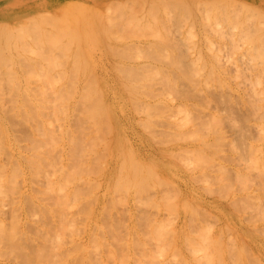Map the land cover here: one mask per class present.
Instances as JSON below:
<instances>
[{"label": "bare ground", "instance_id": "6f19581e", "mask_svg": "<svg viewBox=\"0 0 264 264\" xmlns=\"http://www.w3.org/2000/svg\"><path fill=\"white\" fill-rule=\"evenodd\" d=\"M46 1L45 3H47ZM59 1L60 0H58L57 2ZM112 1L108 2L109 5L112 3ZM119 1L121 0H118V4L120 5V8L124 9L125 7L123 5H127V4H125L123 0H122L123 4H122V1L121 2ZM144 1L146 2L147 0H142L140 3L142 2L144 3ZM153 1L154 0L150 2H153ZM179 1L180 0H177V3L174 2L175 8H173V14H172L174 16L173 18H175L174 14H176L177 12H180V10H177L178 5L181 4ZM186 1L188 2V0ZM186 1L185 3L187 4ZM54 2H55L54 0H51L50 2L47 3L48 6H44L43 9H39L38 11H33L30 14H27V15L25 14L19 17H13V19L7 20V21H0V30H1L0 35L2 34L1 37H3L4 34L6 33L5 32L6 29L2 30L1 28H3V26H6L7 28L8 26L9 28L7 30H12V34H13V31H17V33H20L21 35L20 42L22 44L20 45V47L25 48V46H23L24 42H22L23 41L22 37H25L24 39H27L26 36L28 37V33L31 31V29L37 30L36 27L38 28V26L41 25L42 19L43 21L47 20L45 17L47 18L50 17L49 18L50 22L52 20L54 21L57 20V22L59 21L61 23V20H59L60 17L61 18L62 16L65 17L66 14L68 13L65 10L76 11L77 9L82 7L81 10H79L80 13L83 12L84 9L87 10L88 12L89 10L92 11L89 8L90 6L86 7L88 5V2L82 5L81 3H77L76 1V4H73V5L70 4L69 7H67L66 5L65 8H63L62 13H57L56 9H58L60 3L57 5ZM156 2L163 3L162 1H159V0ZM211 2L213 3V1ZM223 2H225V0ZM231 2L233 4L236 3V2L234 3V1H231ZM159 3H158V7H159ZM149 4L150 5L155 4V1L152 4L151 3ZM163 4H164V7H163L164 10L166 9L168 10L170 8L168 10L169 12L167 15H169V13H172L170 12V10H171V7H173L174 5L171 7L169 5H172L173 2H171L170 4L169 1L167 3V0H166V2ZM188 4L184 5V7H182L183 6L182 4L181 6L179 5V9L184 10L185 6L188 7ZM228 4L229 3H227V5ZM236 4L235 6H233V8L235 10H240V11L242 10L241 12L239 11V13L235 12L236 14H242V12L248 6L250 8L249 7H248L249 9L247 8V11H246L247 14L248 12L252 11L251 6L247 2L246 3L244 2L243 5L240 7H238L240 3L238 6ZM109 5L107 7H109ZM165 5L167 6V8L165 7ZM194 5L195 6L197 5L196 7H198V2L197 4H194ZM211 5L209 6L210 11L213 9L212 7L213 5L212 6ZM143 6L145 8V3L142 5V7ZM229 8H231V6ZM96 9L98 10L99 7L97 8L96 6L95 11ZM174 9L177 10V12L174 11ZM190 9L191 7L189 4L188 9L187 8L185 9V11L187 10L189 12L188 13L186 11L187 12V17L185 16L186 19H188V16L190 17L192 15V13H190L192 10L190 11ZM220 9H222L221 6H220ZM100 10L101 9H99L98 12H100ZM150 10L152 9H149L146 12H149ZM126 11H125L126 13L125 15L122 10V15L124 14L125 16H127ZM210 11L208 12L209 14H211ZM64 12H66V14ZM106 12L110 14L109 11H106ZM230 12L231 11H229V13ZM71 13L73 12H70V15ZM102 13L104 14V11H102L101 14ZM218 13L222 14L221 12H218ZM233 13L234 12H232V15ZM217 14L215 15L217 16ZM124 15L123 17L125 19ZM128 15H130V13ZM133 15L134 14H132L131 17ZM147 15H150V12ZM172 15H170L169 17H172ZM176 15L177 16L182 15L181 17L176 16V19L182 18L180 20H184L185 19L184 15L186 14L177 13ZM25 16L26 17L29 16L28 19H30V17H33V18L35 17V19L31 18V21L32 19L33 21L28 22L29 25L30 23H33V22H34L33 25H35V23L37 24L40 23V25L38 26L35 25L36 27L30 25L32 26V28H29V26L26 23H21L24 20L19 22V19L24 18ZM156 16H159V15H156ZM51 17L53 19H51ZM131 17L127 16L128 22L129 23L130 21H133V23L135 22L133 26H136L137 28L140 25L141 18L139 19L135 14V17H137L139 20V21L137 20L139 23L137 25L136 21L130 19ZM75 18H77V16ZM64 19H66V17L62 19L63 25L62 23L61 25L63 27L64 25H66L64 24ZM156 19H159V18H156ZM166 19L169 20L168 18ZM193 19L189 27L192 29L195 27ZM215 19L216 18H214V20ZM219 19H221V17ZM67 20L66 21L68 24L72 23L70 22L69 18H67ZM75 20L78 21L79 19L77 18ZM222 20H224V18ZM47 21L45 23L47 24L50 23L49 21L48 22ZM117 21H115L114 25L118 26V24L121 21L120 22L118 21L119 23ZM148 21L150 22L149 19ZM175 21H178V20H175ZM212 21L209 20V22H211V26L213 24L214 25L218 24L217 23L218 21L216 23H214L216 20L213 23ZM227 21L225 23H227ZM159 22H162V21L159 20ZM45 23L43 24L45 25ZM153 23L155 22L152 21V24ZM164 23H165V20L164 22L161 23L162 26ZM186 23H187V20H186ZM192 23L194 26L191 27ZM23 24H26L25 28ZM57 24L54 23L55 26ZM76 24L78 25V22ZM130 24H132V22ZM152 24L150 26H153L151 30L153 33H155L153 34L155 35V38H159V41L166 39L167 42H168V39H170V41H172L173 43V40H171V36L172 35L174 36V33L176 32V30L174 28L175 32L169 33L171 32V30H173V28L172 29H169V28L170 26H175V24L173 25L171 23L172 25L170 26H169V22L164 24V26L167 25L169 27L168 29L170 31L167 29L168 32L166 31V33L169 35L172 34L170 35V37L169 36L164 37L162 33L161 35L155 32L157 30L159 31L158 29L159 25L157 29L155 28L156 29L155 30L154 25H157V24H154V25ZM203 24H205V26L208 25L206 23H203ZM223 24L224 22L222 21L221 26ZM229 24H231L230 26L235 25V23L232 25L231 22ZM44 25H41L40 26L41 28L40 27L38 28L39 30L41 29L40 32L38 31L40 35L42 34L41 31H44V29L42 30V27L44 28ZM58 25L56 27H58L59 29V27L61 26H58ZM122 25L123 23H121V26H118V28L119 27L122 28V29L119 28L121 31L124 29L123 28L124 25L123 27ZM218 25H215V26H218ZM17 26L18 28H16ZM27 26L29 29H27ZM55 26H53V28H55ZM110 26L108 25L109 28H115L116 30H118L117 26L115 27L113 26L110 27ZM184 26L186 27V24ZM205 26H204V29H205ZM140 27L141 26H139L138 29H140L141 31L142 29ZM225 27L223 26L222 28H225ZM228 27L229 25L226 28ZM73 28L76 29L75 26L74 27L70 26L69 28L70 30L68 29L69 31L67 33L69 36L68 38L70 42H72V46L76 44L77 42L81 44V42H79L81 41V39L85 40L84 38L80 37V35L82 36V34L80 33V30H78L79 32L77 33L75 32L77 31V29L72 30ZM166 28L167 27H165L164 29ZM230 28L234 29V26ZM107 29L105 31H107ZM115 29L113 31H111L112 29H108L107 36L109 37V34H111L112 32L113 34L118 31L120 32V30L115 31ZM125 29L126 30H123L122 32V34L124 33L122 36L126 38L127 40L128 35H125V33H127L126 31L128 30L130 31V29L127 30V27H125ZM20 30L22 31L28 30L27 33L24 32L26 36L23 35L24 33H21ZM45 31L43 32L44 34H46ZM52 31L53 30L50 29L48 33L50 34V36L53 34L52 35L53 37L51 38L48 34H46L47 35L46 40H49V44L47 43L48 45L42 44V42L44 43L45 38L42 37L44 41L41 42L40 40L41 36L39 35L38 32L35 33L36 31L35 32L31 31L35 33L34 34L35 38L37 37L39 38L40 36V39L38 38L35 39L34 36L29 35L30 38H32L33 40L35 39L34 40L35 42L36 40H38L40 42L39 43L37 41L38 44H41L44 46V47L40 46V48L38 49V48H35L37 44L34 43L36 45L35 47H33L36 49L33 51L34 54H36L37 56L41 55L42 53H39L38 51L41 48L43 49L41 50V52L45 51V53H47V51L44 49L45 46H46V49L49 48L50 52L52 51V48L58 47L57 45H54L56 44L54 41V35L56 34L55 37L56 36L60 37V34L62 33L59 34L58 33L59 30H57L58 31L57 33L55 31H53V33H50ZM102 31L103 29L97 30L96 33H101ZM109 31L110 33L108 34ZM232 31L235 32V29ZM232 31L229 33V35L233 34ZM136 32H131V34L132 33L136 34ZM144 33L142 32V34ZM211 33L217 34L213 32ZM9 34L7 35V37H5V40H7L8 38V40L6 41L8 43L10 41L9 39L11 38V36L8 37ZM44 34L42 35L44 36ZM127 34H129V32ZM135 34H132V36ZM139 34L138 35L136 34V35L140 37L141 34L140 35ZM235 34L232 36L231 38L232 40ZM136 35L133 37H137ZM156 35L158 36L156 37ZM196 35L198 36V34ZM89 36L91 35L89 34ZM129 36L131 37L130 34ZM184 36H186V34ZM215 37L213 36V38ZM225 37H227V35ZM61 38L63 37L61 36ZM90 38L91 37H89V39ZM185 38H188V37L186 36ZM227 38H230V37H227ZM109 39L111 38L109 37ZM209 39L210 38L207 37L206 35L205 40H208L209 42ZM220 39H222V36L220 37ZM238 40L237 42H239ZM24 41L29 42V40H24ZM224 41L227 42L226 40ZM241 41H244V40H240V43ZM6 42L4 43L2 42L4 48L1 49L0 54H3L5 52V49L7 47L4 46V44ZM91 42L93 44H95L96 42L98 43V41L96 42L91 41ZM190 42L191 40L189 41V45L191 44ZM219 42L220 41H218V43ZM225 42H220L218 46L221 43H225ZM237 42L235 41L234 43L240 44ZM109 43L108 45L109 47H111L110 49L113 50V54H114L115 51H117V50L114 51V49H117V48H112L116 46H113V45L110 46L111 43L110 44ZM132 43L130 44L132 45ZM140 43L141 45H143L142 42ZM148 43H150L151 47H153L152 44L155 45L156 40L153 41L152 43L151 41ZM157 43H158L157 45L160 44V42H157ZM172 43L168 44L169 47L170 48L174 47L172 50H176L175 46L177 45L179 46V44H176L174 46ZM10 44L11 43H9V46ZM26 44L28 43L26 42ZM26 44L24 43V45ZM29 44H31V42H29ZM50 44L51 45L53 44L54 46L53 45L51 46ZM93 44H91V48L94 47ZM98 44H100V42ZM98 44L95 46L98 47L99 46ZM161 44L160 46L163 48H161L160 46H156V47H160V50H162L161 51L162 53L163 51L166 52L165 51L167 50V48H165L166 46L164 47ZM210 44L212 48L214 43L212 44V41H211ZM124 45L125 46L123 47H126V44ZM144 45L147 46L148 44L146 45V43H144ZM150 45H148L149 48H151ZM224 45L225 44H223V47L221 50L218 48L217 52H220V51L222 52ZM226 45L224 48L225 51L228 48L226 47ZM260 45L254 44V47L255 46L260 47ZM143 46H141V48ZM183 46H182V52H184ZM207 46H208L207 49H209L210 45H206V47ZM133 47L131 46L130 48L132 49ZM137 47L135 48L137 49V52H138L139 46ZM148 47H145L144 50H147ZM219 47L221 48V46ZM252 47H253V44L251 45L250 48ZM9 48H7L6 50H8ZM102 48H101V51H102ZM126 48L129 49V47H126ZM190 48H192V45H190ZM56 49L57 48H55V50L53 49L54 52L57 51ZM95 49L98 50V48H95ZM257 49L258 48H256V50ZM59 50H61V48ZM125 50L124 52H126ZM140 50L142 51V49ZM201 50L202 49L200 50L198 49V52L202 53ZM24 51L25 50L23 49V52ZM93 51L96 52V50H93ZM154 51L155 53H152V54L155 55L154 56L155 59H157L156 56H158V59H159V57L162 56V53L160 54V52H156V50ZM154 51L151 50L150 52L149 51L148 52L142 51V52L144 54H147L148 56L147 58L150 59L149 54ZM225 51L223 52L225 53ZM54 52H51V53L53 54ZM64 52L65 50L63 51V53ZM76 52H78L77 49H76ZM142 52H140V57L142 56L144 58L145 55H143ZM167 52L171 53V51H168V50ZM178 52H181L180 48ZM178 52L175 53L176 56L179 55V58H183V57H180V54ZM217 52L216 54L219 55L220 53L218 54ZM259 52L261 54L260 49H259ZM11 53L9 52V54ZM45 53L42 54V58L45 61H47L46 63L49 64L50 62L52 69L53 67L55 68V66H57V65H52L56 63L55 60L52 61L53 59L56 58L57 60H59L60 58H63L65 56L68 57L70 55L69 53L67 55V52H65L63 56H60L58 59L57 57L59 56V54L57 52L58 56L57 54L55 55L54 53L56 57H52L51 58L52 60H50L49 52L47 53V55ZM79 53L82 54V52H79ZM157 53L160 54V56ZM115 54L120 56L118 52H116ZM175 54L173 56L171 55L172 57H174L173 61H175L174 60ZM216 54L214 53L213 56H215ZM5 55L6 54H4L2 58L4 59L2 60L3 62L5 60L7 61L10 58V56H14V55L7 54L6 56L8 57L6 58L8 59H6L4 58ZM168 55L169 54L167 53H163V56L166 57L168 62H173L171 59L172 57L169 55L171 59L170 60ZM221 55L216 56V57H220ZM44 56L46 57V59L44 58ZM75 56L73 57L75 60H73L72 64L75 65L74 62H76L77 60H80L81 61L80 63L82 64L81 70L84 76H81L75 79L74 81L72 79H68L69 83H60V82L58 83L61 74L58 73L60 75V76L58 75L59 76L58 78V76H56L55 74H54L55 76L54 75L52 76L53 73L51 74L50 72L49 75L51 74L50 76H52V79L58 78L57 79L58 81L56 82V79L55 81L54 79L52 80L51 85H54L55 84L54 82H56L55 86L53 87H50V86L47 87V84H43L44 85L43 89L41 88L42 85H40L41 84L40 83L39 90H42V91L38 90L39 92L35 90V88H38L37 86L38 84L37 85L34 84L33 85L34 87L32 86L35 92L34 91L32 92L29 86H26L28 83L29 84L33 83V82H29L30 81L29 79L33 78L34 80H36L38 78V75L34 73V71H33L34 74L31 73L29 70L30 68L28 67H27L28 69L26 70L23 67L26 64L22 60L19 61L21 62L20 64L22 66L20 64L19 65L21 66V68L23 67L22 70L27 71V75L29 72L31 73V75L32 74L34 75V77L33 76L29 77V79L26 74H25L26 76H24L25 81L28 80V83L25 85L26 88L25 87L24 88L27 89L29 87V89H27V90H30L29 92H24V91H27L25 89L23 92H19V89L17 88H20L19 86H21L22 84L19 85L20 83L19 80L15 81L14 79H12V75H13V78H16L17 74H11L13 70L9 71L8 68L12 69V67L7 66L6 71L7 72L9 71L10 74L9 73L8 74H9V77L11 76V78L5 81L7 82L8 80L10 79L11 80L9 83L7 82L8 84L5 81H4L5 83L3 82V85H5L4 89L5 87H7V85L9 89L11 87L13 88L12 91L17 87L16 88L17 91L15 89L13 92L12 91L10 92L7 88L9 92L7 93L6 92L7 90L6 89L4 90L2 88L3 85L1 84H2L3 78H7L8 74L5 75L6 77H3V75L7 72L4 70L5 72H3L4 73L3 75H1L2 72H0V75L3 77L2 78L0 76V85H1L0 86L1 87L0 88V185L3 183L5 173L12 172L14 169H17V171H21L24 173L23 176H24V181H25L26 189H27V191L21 193L20 195L21 197L19 199H15V201L12 202L13 203V206H12L13 214L10 217V220H6L2 218V216L0 215V264H20V261L23 262V264H42V263L43 264H108L107 259L110 260L111 258H114L113 260H115L113 264H134V263L136 264H159L164 259V257L165 258L167 257L169 250L173 247V244L176 242V239L177 238L183 239L184 237L188 235V233L186 234L187 229L183 233H179V231L176 229L174 225L171 224V226L169 227L170 221L165 220V219L154 220V221L153 219H150L149 221H142L137 215V209L142 206V203L148 202V201L150 203L157 205L159 208H161L163 205L166 206L167 204L174 202L176 205L180 206L179 209H184V210L189 211L193 217L194 216L199 217L205 213L200 212L199 214H197V208H196L197 203L188 199L187 197H184L183 191L181 189L182 187L179 186L180 182L186 181L185 178L187 180L191 179L192 187L194 190H196L194 179L197 180L199 184L206 190H212L214 188H217L226 183L228 174L231 173L229 171L230 166L236 172L245 171V170L239 169L238 165L233 166L230 163L232 161L234 162L235 160H240L238 159V156L241 159L246 160L245 168L248 171L249 170L250 171L252 170L263 171L264 170V160L262 161L261 159L262 158L264 159V97H263L264 94L263 92L256 91L257 96H255V94L253 97L251 96L253 100L250 99V101H245L248 105L252 106V109L255 110L254 112L256 111L259 113L262 112L257 117H255L256 116L255 115L251 118L244 120L247 122V124H251L252 120H256L255 118H257L256 120L257 122L255 124L258 125L259 131H260L259 132L260 134L258 137L252 140H249L247 142L246 141L247 133L243 130L242 126L238 124V121H235L232 118L233 111L234 112L236 111V105L231 100H235L236 98L231 96L229 93H227L226 91L227 86L225 82L221 84L224 88L223 92L220 91L217 93L216 92L211 93L210 86H208L209 84L208 81L211 82L210 80L206 81L203 78L200 80H197L201 78V76H198L199 75L197 72L198 70L196 71L195 67H192L195 64L193 62L194 61L193 59H192L193 61L191 60L193 62V64L191 65V68H193L194 72L196 71L197 73L193 72L194 74L193 73L192 74H193V77L195 74H197L199 78H197V76L195 75L197 79L194 78L193 80V77L191 76L192 74L190 72V75H189L190 77H187L189 79L186 81V79L182 80L183 76H186V75L177 77V75L175 74V73H182L183 71L181 69L180 71L177 69H174L176 66L175 64H173L175 65L174 68H173V65L171 64L172 65L171 70L169 68H166V66L163 65L164 67H162V70L165 73L164 75H162L163 73L161 74V70L159 69L160 68L159 66H162V65L160 64L155 65L157 62L155 64L153 63L154 65L150 64V62H145L146 64L143 62L144 64L141 63L139 65V63L138 64H128L127 62L123 60L115 61L114 59L110 62H112L116 67H118L120 75L106 76L105 74V76H94L93 75L94 72L90 73L93 67L92 65H90L91 64L90 61H92V59L90 60L87 54H86L87 56L86 58H88L89 63H90L89 66L87 65V67L91 68L90 72L88 73L92 74L93 76L92 75L85 76V73H83V69H85V72H86V69L89 70V68H83L85 67V65H83L85 63L82 60L83 58L80 57L81 58L80 59L78 58V56L77 57ZM187 56L189 55L187 54ZM199 56L203 58L202 55H199ZM199 56H196L197 57L196 61H198V59H200V61L202 62L205 61L204 64L207 67L206 58L208 57V55L207 57H204L205 60H202L201 57L199 58ZM225 56H227L226 59H228L229 56L227 54ZM232 56L229 58H232ZM35 57H33V59H35ZM196 57L194 59H196ZM137 58H134V61ZM220 58H222V56ZM39 59H41V57ZM39 59L37 58L35 59L36 63L42 67L44 64L41 65V62H38ZM70 59H71V55H70ZM139 59H142V58H139ZM9 60L10 62H12V59H9ZM67 60H68L67 58L61 59L60 62L62 63H59V64H63V62L64 64H67L66 62ZM163 60L162 61L159 60L160 63L166 62L168 64L166 60L164 61ZM177 60H180V59H177ZM219 60L221 59L218 58V61L217 59H215L217 63H220ZM180 61L182 62L178 61V63L182 64L184 60L182 59ZM191 61L189 60L187 63L185 60L184 61V63L186 62L185 66L187 67V65ZM200 61L198 62L200 63ZM17 62L18 61H16L15 63ZM97 62L98 61H96V63ZM8 63L9 62H4V64H7V65ZM215 63H211L212 66H214ZM92 64H93V61H92ZM204 64H203V67H204ZM0 65L4 67L2 63ZM50 65H48L50 68L47 66L49 70L51 69ZM220 65L222 66L223 63L222 64L220 63ZM10 66H12V64H10ZM26 66H28V64ZM78 66H80L79 61L76 62V66H74V68L75 67L77 68ZM156 66H158L159 68ZM178 66H181V65H178ZM201 66H199L198 64V68ZM47 67H44L43 69L45 70L47 69ZM58 67L59 65L56 68ZM71 67L73 68V66ZM150 67H154L155 69L156 68L158 69L155 70L154 68H150ZM187 68L189 69V66ZM151 69H152V72H150V74L152 73L151 75L149 73H146L147 70L149 72L151 71ZM49 70L47 69L46 72L47 71L49 72ZM154 70H155V73L157 71L156 74H154L153 72ZM0 71H3L2 68L0 69ZM68 71L70 72V70ZM94 71H95V68H94ZM143 71H146V72H143ZM186 71L188 72V70ZM212 71H213V68H212ZM16 72L14 71L13 73H16ZM59 72L61 73V70H59ZM159 72L160 74H158ZM141 73H144V74L146 73V75L144 74L139 75ZM171 73H173L172 75L174 76H172ZM14 75L16 77H14ZM209 76L213 78L212 75H208L207 77ZM33 79L31 81H33ZM13 80L15 81V84L17 83L15 85L16 87L10 84L12 83ZM38 81L39 79H37V82ZM182 81L186 83L188 82L190 84L189 86H192L193 90L195 91H188V90H191L190 89L191 87L189 88L187 86L188 84L186 85ZM198 81H200L199 84H198ZM35 82L36 81H34V83ZM9 84L11 87H9ZM184 85L188 87L187 88L188 90L186 89V87H184ZM200 86L208 87L210 92L205 91ZM211 86L213 87V84ZM64 87H66V89H62ZM2 89L4 90V92L3 91L1 92ZM20 91H22V89H20ZM213 106L215 108L214 111H212ZM222 108H227V110H230L228 114L229 118L226 115H224V113H222V110H221ZM238 113L241 115V117L247 116L246 113L242 111H238ZM225 116L227 117L228 122L231 123L235 129L239 130V131L236 130L238 134L236 133L237 136L234 137L237 139L236 140L231 139L232 140L231 142L229 141L230 138L227 132L228 130L225 129L226 128L225 126L227 124L226 120L224 119ZM20 129H25V130L24 132H20ZM227 141H229V144H230L229 148L224 147V144H226V146L228 145ZM235 141L237 142L233 143ZM23 143L26 144V148L24 151L21 148ZM160 143H162L163 145H160ZM241 144L244 145L246 149H247L246 144H248L249 146L248 150L245 151V149L242 148ZM148 146L152 147L153 150L149 149ZM226 149H229L231 153H227ZM184 151L196 152L199 154V156H203V155L210 156L212 158V162L204 166L200 165L197 169H194L192 168V164L189 162V160L183 158L182 153ZM248 155H249V160H248ZM11 167H13L14 169H12ZM208 168H211L212 170L216 171L217 174H221L222 178L208 176L207 173L204 172V171H207ZM35 174L37 176H41L43 179L41 185L37 186V188H33V184H32V180ZM211 175L213 174L211 173ZM104 182L106 183L105 191L101 188V185ZM256 184H257L256 181L252 180L247 185H245V187L243 188V192H244L243 197L246 198L250 202H254L253 205L248 206L246 204L245 207H249V208L255 207L258 210L259 221L262 222V224H258V221H253L254 224H252L250 228H252L253 230L259 231L260 233H264V206H263L264 194L263 192H261L262 191L261 187H260V191L259 192L257 191ZM186 185L189 187L187 182H186ZM0 194H4L2 187H0ZM4 198L5 197L3 195L0 196V213L3 207ZM238 201H241V200H237V196H235L234 198L231 197L229 199V202H238ZM28 203L30 204V207H36L37 209L35 212L37 214V218H34L35 235L33 233L29 234L24 230L26 220L28 219V217H31V213L29 215L27 214V209L29 207L27 205ZM123 203H129L131 205L130 210H129L130 217L127 223H124L121 218H118V219L111 218L113 217L114 214L120 213L121 205ZM124 207L125 206H123V209ZM197 225H199V223H197ZM140 227L143 229V231H139ZM227 228L228 227L226 224H220L218 228V235L209 234L208 232L204 233V237L209 243V248L208 247L206 248L209 255L206 253L204 254L206 256L207 263L231 264V261L235 262L232 259L234 255L231 253L232 244H230L231 242H233L234 238L232 236L227 235L226 233ZM200 229L208 231V228L207 229L203 228L202 225ZM83 237H86L87 240H83L82 239ZM7 241L10 242V245L7 249H5V247L9 244V242ZM30 243H32L31 245L32 249H29ZM188 243H189V246L183 240L182 242H178V246L174 248L175 255H178L179 252L182 255L180 258L181 260L179 261L183 264H195V262L196 264H204L200 261V258L198 256V250L200 249L198 243L191 246V243H192L191 238H189ZM252 243H255V244H252ZM239 244L241 245V248L243 251H247L249 255L251 253L253 256V252L251 248L258 249L256 244H259V242L256 240L255 237H253V233L251 231L250 235L243 236L241 238V240L239 241ZM262 248L264 249V244H262ZM10 252L17 255L16 258H18V256L22 257V260H19L16 263H12L9 259L3 256ZM138 253L142 254L143 257L139 259L138 261H134L133 258L138 257ZM161 255L163 257H161ZM193 255L195 256L193 257ZM257 256H260V254H257ZM118 258L121 260V262H118Z\"/></svg>", "mask_w": 264, "mask_h": 264}, {"label": "rangeland", "instance_id": "374dc122", "mask_svg": "<svg viewBox=\"0 0 264 264\" xmlns=\"http://www.w3.org/2000/svg\"><path fill=\"white\" fill-rule=\"evenodd\" d=\"M46 1V0H45ZM45 1H44V6H48L47 5V3L48 2H50L51 0H47L46 2L47 3H45ZM55 2L54 3H56L57 5L59 4V7H58V9H56V12L57 13H62L63 12V8H65V6L67 5V7H69L70 6V4H76V1H77V3H81L82 5L84 4V3H86V2H88V5L86 6V7H89L92 11H90L89 10V12L87 11V10H83V12H79V10H81V8H79V9H77L76 11H67V10H65L66 12H68L67 14H66V12H64L65 14H66V16H65V14H64V16L66 17V19H64V24H68L67 23V18H69V20H70V22H72L71 24H68L67 26L66 25H64V27L62 26L63 25V18H65V17H63L62 15H60V16H62V18L60 17V19L59 20H61V23H62V25H61V23L58 21L57 22V20H52L51 22L49 21V18H47V17H45L50 23H45L47 20L46 19H44V20H46V21H43V19H42V22L43 23H45V25L41 22V25H44V28L42 27V30L44 29V31L45 30H47V31H45L46 32V34H48L49 33V30L51 29V30H53V31H55L56 33L58 32L57 30H59V34L60 33H62V34H60V37L59 36H56L55 37V35H54V41H55V43L56 44H54V45H57L58 47H54V48H52V51L51 52H54V50H55V48H57L56 50L57 51H55L54 53H55V55L57 54V52H58V54H59V56H58V54H57V58L59 59V57L60 56H63V54L65 53V52H67V55H68V53L71 55V59H70V55L67 57V56H65V57H63V58H60L59 60H57L56 58L55 59H51L52 57H56L55 55H54V53L52 54L51 52H50V50H49V48H47L46 49V46H45V50L47 51V53L49 52V57H50V60H52V61H54L55 60V64H52V62H51V64L52 65H59V67L58 68H56L57 66H55V68L53 67V69H52V66L50 65V62H49V64L48 63H46L47 61H45L43 58H42V54L43 53H45V51L43 52H41V50H43L42 48L40 49V50H38L39 48H40V46H42V47H44L43 45H48L49 44V40H46V37H47V35L46 34H44L43 32L44 31H41V33L42 34H44V36L41 34L40 35V30L38 29L41 25H40V23L39 24H37V23H35V25H40V26H38V28L35 26V25H33V23H30V25H32V26H34V27H36V29L37 30H32L31 29V31H33V32H35V33H37L38 31V33H39V35L41 36V39H40V36H39V38L38 39H40L41 40V42L42 41H44V43L42 42V44L43 45H41V44H38V40H36V42L34 41L35 39H37V38H35V36H34V34L35 33H33V32H29L28 33V37L25 35V33L24 32H28V30L27 31H25V30H20V32L21 33H24L23 35H25L26 36V38L27 39H24L25 37H22L23 39V41L22 42H24L25 44H26V42L28 43V44H26V45H24V43H23V46H25V48H22V47H20V45H22L21 44V42H20V38H21V35H20V33H17V31H13V34L14 33H16V34H12V30H7L9 27L7 26V28H6V26H3V28H1L2 30H5L6 29V33L4 34V36L3 37H1V35H0V43L2 44V42L4 43V42H6L7 40H8V38H7V40H5V37H7V35L9 34V36L8 37H10L11 36V38L9 39L10 41H9V43H11L10 44V46H9V43L8 42H6L5 44H4V46H6L7 48H9L10 49V51H9V49L8 50H6L5 49V52L3 53V54H0V62L2 63V65L4 66V67H2L1 65H0V67L2 68V70L3 71H0V72H2V74L1 75H3L4 73L3 72H5L6 71V69H7V66L8 67H12V69L11 68H8L9 69V71H12L11 72V74H17V77L14 75V77H16V78H13V75H12V79H14L15 81L16 80H19L20 81V83H19V85L20 84H22L21 86H19V85H17V86H19L20 88H17L15 85L17 84H15V81L13 80L12 81V83H10V84H12V86H14V87H16L17 89H19V92H23L24 91V89L26 88V86H29L30 87V90H32V92L34 91V84L35 85H37L38 86V88H35V90H39L40 88H39V86L40 85H42V89H43V84H47V87H53V86H55V84H56V82L58 81L57 79L59 78V74H61V76H60V78H59V81H58V83L60 82V83H69L68 82V79H72L73 81L75 80V79H77V78H79V77H81V76H84V74H82V64L80 63L81 61L80 60H77L76 62H78L79 61V64H80V66H81V68H80V66H78L77 68L75 67L74 68V66H76V62H74V64L75 65H73L72 63H73V60H75L73 57L75 56V54H76V56L75 57H77L78 56V58H83L82 60L85 62L83 65H85V67H83V68H89V67H87V65L89 66V60H88V58L91 60L92 59V61H93V64H92V61H90L91 62V64L90 65H92L94 68H95V71H94V68L92 67V69L91 68H89V70L88 69H86V72H85V69H83V73H85V76H91L92 74H89L88 72H90V69L92 70L90 73H93V75L94 76H105V74H106V76H117V75H120V72H119V70H118V67H116L112 62H110V61H112L113 59L115 60V61H125V62H127L128 64H138L139 63V65L141 64V63H145V62H150V64H155L156 62V64L155 65H162V66H156V67H158L160 70H161V74L162 75H164V71L162 70V67H164V66H166V68H169L170 70H171V66L173 65V64H175V65H173V68H174V66H175V68L174 69H177V70H179L180 71V69L181 70H183L182 71V73H175V72H173V73H175L176 75H177V77H179V76H182V75H186V76H183V78H182V80H185L186 79V81L189 79V78H187V77H190L189 75H190V72H191V74L194 72V70H193V68H191V65L193 64V62L195 63L194 64V66H192V67H195V69H196V71L198 72V76H201V78H199L198 76H197V74H195L196 76H197V78H199V79H197L196 77H195V75H194V77H193V74L194 73H197L196 71L191 75L192 77H193V80H194V78L195 79H197V80H200V79H205L206 81L207 80H210L211 82H209L208 81V86H210V90H211V93L212 92H223V90H224V88H223V86L221 85L223 82H225L226 83V86H227V88H226V91H227V93H229L231 96H233V97H235L236 99L235 100H231L233 103H235V105H236V111L234 112L233 111V114H232V118H233V120H235V121H238V124H240L241 126H242V128H243V130L247 133V142L249 141V140H252V139H254V138H256V137H258L259 136V128H258V125H256L255 123L257 122L256 120H257V118H255L256 120H252V123L251 124H247V122L246 121H244L245 119H248V118H251V117H253V116H255V117H257L258 115H260V113H262V112H254L255 110H253L252 109V106L251 105H248L245 101H250V99L251 100H253L252 98H251V96L253 97L254 96V94H255V96H257L256 95V91H258V92H263V94H264V0H225V2H223L224 0H188V2H187V4L189 3L190 4V7H191V9H190V13H192V15L189 17L188 16V19H186V17H187V12L185 11V9L187 8L188 9V7H189V4H188V7L187 6H185V8H184V10H181V9H179V5L181 6V4L183 5L182 7H184V5H187L186 3H185V1H183V0H180L179 2L181 3V4H179L178 5V8H177V10H180V12H177V10H175L174 9V11H176L178 14H186V15H184V17H185V19L184 20H180V19H182V18H179V19H176V14H174L175 15V18H173L174 16L172 15L173 14V8H175V5H174V2H176L177 3V0H172V1H170V0H167V3H168V1H169V3L171 4V2H173V4L172 5H169L170 7L171 6H173V7H171V10H170V12H172V13H169V15H167L168 14V10L170 9H166V10H164V4L163 3H165L166 2V0H159V1H162L163 3H159V2H156V1H158V0H154L155 1V4H152L153 2H150V1H152V0H147L146 2L144 1V3H145V8H144V6L142 7V5L144 4L143 2V4L142 3H140L142 0H123L124 1V3L125 4H127V5H123L125 8L124 9H126V10H124L123 8H120V5L118 4V0H60L59 2H57L58 0H54ZM70 1V2H69ZM110 1H112V3L109 5V3L108 2H110ZM122 1V0H121ZM121 1H119V2H121ZM123 1H122V4H123ZM183 1V2H182ZM211 1H213V3L211 2ZM231 1H234V3L238 6L239 5V3H240V5L238 6V7H240V6H242L243 5V3L245 2H247L250 6H251V9H252V11H250V12H248V14H247V8L249 7H247L243 12H242V14H236V13H239V11L240 10H235L234 8H233V6H235V4H233ZM239 1V2H238ZM74 2V3H73ZM178 2V3H179ZM197 2H198V7H196L194 4H197ZM220 2H222V3H220ZM93 3V4H92ZM95 3V4H94ZM107 3H108V5H109V7H107L108 5H107ZM149 3H151L152 5H150ZM156 3H157V5H156ZM158 3H159V7H158ZM227 3H229L228 5H227ZM231 3V4H230ZM242 3V4H241ZM121 4V3H120ZM131 4V5H130ZM163 4V5H162ZM209 4V5H208ZM213 6H212V5ZM226 4V5H225ZM107 5V6H106ZM150 5V6H149ZM212 6L213 7V11L211 10L210 11V7L209 6ZM245 5V4H244ZM97 6V8L99 7V9H101L100 10V12H98L99 11V9L97 10L96 9V11H95V7ZM114 6V7H113ZM122 6V7H123ZM127 6V7H126ZM156 6V7H155ZM201 6H202V8H201ZM220 6H221V8L222 9H220ZM231 6V8H229ZM105 7H107V8H105ZM111 7H112V9H111ZM148 7H149V9H152V10H150L149 12H150V15H147L149 12H146L147 10H149L148 9ZM154 7V8H153ZM165 7L167 8V6L165 5ZM176 7H177V5H176ZM181 7V8H182ZM219 7V8H218ZM228 7V8H227ZM253 7V8H252ZM46 8V7H45ZM84 8V7H83ZM89 8H87V9H89ZM199 10H198V9ZM225 8V9H224ZM228 10H227V9ZM250 8V7H249ZM248 8V9H249ZM123 10V13L126 15V13H125V11L127 12V16H130L131 17V15L132 14H134L130 19L131 20H134V21H136V23H137V25L139 24L138 23V18L140 19L141 18V20H140V25L139 26H141L140 28L143 30H141L143 33H144V31H145V33L144 34H142V32L140 31V29H138L139 28V26L136 28V26H133V24L135 23H133V21H130V23L132 22V24H130L129 22H128V20H127V16H125L124 14V16H125V19H124V17H123V15H122V10ZM183 9V8H182ZM231 9V10H230ZM131 10H132V12H131ZM137 10V11H136ZM202 10V11H201ZM222 10V11H221ZM226 12H224V11ZM102 11H104V14L102 13L101 14V12ZM106 11H109L110 12V14L108 13V12H106ZM129 11V12H128ZM136 11V12H135ZM166 13H165V12ZM184 11V12H183ZM200 11V12H199ZM210 11V13L211 14H209L208 12ZM221 12L222 14H219L218 12ZM229 11H231L230 13H229ZM242 11V10H241ZM240 11V12H241ZM70 12H73V13H71V15H70ZM97 12V13H96ZM139 12V13H138ZM152 12V13H151ZM158 14H157V13ZM163 12V13H162ZM186 12V13H185ZM218 14H217V13ZM232 12H234L233 13V15H232ZM236 12V13H235ZM246 12V13H245ZM84 13V14H83ZM98 13H99V15H98ZM108 13V14H107ZM130 13V15H128ZM189 13V12H188ZM217 14V16L215 15V14ZM77 14V15H76ZM135 14H136V16L138 17H135ZM159 15V16H156V15ZM225 14V15H224ZM230 14V15H229ZM244 14V15H243ZM153 15V16H152ZM155 15V16H154ZM170 15H172V17H169ZM216 17H215V16ZM220 15V16H219ZM22 16V15H21ZM68 16V17H67ZM77 16V18L79 19L78 21L77 20H75V19H77V18H75ZM140 16V17H139ZM147 16H148V18H147ZM163 16V17H162ZM166 16V17H165ZM179 17H181L180 15H178ZM177 16V17H178ZM223 16V17H222ZM230 16H232V17H230ZM19 17V16H18ZM28 17L29 16H25L24 18H21V19H19V22L20 21H22V20H24V21H22L21 23H26L28 26H29V28H32V26H30L29 25V23L28 22H32L33 21V19H35V17L33 18V17H30V19H28ZM85 17V18H84ZM111 17V18H110ZM134 17V18H133ZM153 17H155V18H153ZM183 17V18H184ZM221 17V19H219V18ZM31 18H33L32 19V21H31ZM117 18V19H116ZM121 18H123L124 19V21H123V19H121ZM133 18V19H132ZM151 18V19H150ZM155 19V20H153V19ZM156 18H159V19H156ZM166 18H168L169 20H167ZM172 18H173V20H172ZM194 18V19H193ZM213 18V19H212ZM214 18H216L215 20H214ZM224 18V20H222ZM51 19H53L52 17H51ZM50 19V20H51ZM84 19V20H83ZM148 19L150 20V22L148 21ZM192 19L194 20V25H195V27L192 29V28H189L190 27V23L192 22ZM226 19V20H225ZM30 20V21H29ZM67 20V21H66ZM120 22H118V21ZM138 20V21H137ZM159 20L160 21H162V22H164V20H165V23H168L169 22V26L170 25H174L175 24V26H170V28L167 26V25H165L164 26V24H163V26H164V28L165 27H167L166 29H164L163 28V26H162V22H159ZM170 20H172V21H170ZM175 20H178V21H175ZM186 20H187V23H186ZM209 20L210 21H212V20H214V21H212V23L214 22V23H216L217 21V23L219 24H215V25H218V26H215L214 24V26L212 27L211 26V22H209ZM224 22V24L221 26V24H222V21ZM228 20V21H227ZM47 21V22H48ZM53 21H54V23H60L58 26H61V27H59V29H58V27H56L55 25H54V23H53ZM115 21H117L119 24H118V26H121V23H123V25H124V27H123V25H122V27L124 28L123 30H126L125 29V27H127V30L128 29H130V31L131 32H136V34L138 35L139 33L141 34H139L140 35V37L139 36H137L135 33H132V34H135L137 37H133V36H135V35H133L132 36V34H131V32L128 30V31H126L127 33L129 32V34L131 35V37L129 36V34H127V33H125V35H128L127 36V40H126V38H124L122 35L124 34H122V32H123V30L121 31L119 28H121V27H119L118 28V26L117 25H114L115 24ZM152 21H154L155 23H153L152 24ZM181 21V22H180ZM204 21V22H203ZM227 21V23H225ZM239 21V22H238ZM78 22V25L76 24ZM102 24H101V23ZM151 23L152 25H154V24H157V25H154V29L156 28H158V25H159V31L157 30V31H155V32H157V33H159V34H163L164 35V37H166V36H169L170 37V35H172V34H167L166 33V31L168 32V30L169 29H172L173 28V30H171V32H169V33H174L175 31H174V28H175V30H176V32L174 33V36L172 35L171 36V40H173V43H172V41H170V39H168V42L166 41V39H164V40H160L159 41V38H155V35H153V34H155V33H153L152 32V30H151V28H153V26H150L151 24H149V23ZM159 22V23H158ZM175 22V23H174ZM177 22V23H176ZM232 23V25L235 23V25H233L234 26V29H235V32H236V34H235V32L234 31H232V30H234L233 28L231 29L230 27H233V26H230L231 24H229V23ZM51 23H53V24H51ZM76 24V25H74V24ZM90 23V24H89ZM93 23V24H92ZM172 23V24H171ZM203 23H206V24H208L207 26H205V24H203ZM26 24H23L24 25V28H25V26H26ZM47 24V25H46ZM50 24V25H49ZM89 24V25H88ZM92 24V25H91ZM149 24V25H148ZM181 24V25H180ZM186 24V27L184 26ZM210 24V25H209ZM226 24H227V26L229 25V27L228 28H226L227 26H226ZM22 25V24H21ZM51 25H53V26H55V28H53V26H51ZM76 27V29H77V31H75V32H79L78 30H80V33L82 34V36L80 35V37H82V38H84L85 40H83V39H81V41H79V42H81V44H79L78 42V44H77V46H76V44H74L73 46H72V42H70V40H69V36H68V31L70 30L69 28H70V26L71 27H74V26ZM108 25L110 26H113V27H115V26H117V28H118V30H120V32L118 31V30H116L115 28H109L108 27ZM177 25V26H176ZM180 25V26H179ZM193 25V23H192V25H191V27L192 26H194ZM20 26V25H19ZM28 26H27V29H29L28 28ZM68 26H69V28H68ZM110 26V27H111ZM155 26H157V27H155ZM201 26V27H200ZM204 26H205V29H204ZM211 26V27H210ZM225 27V28H222V27ZM2 27V26H1ZM34 27H33V29H34ZM46 27V28H45ZM67 27V28H66ZM184 27V28H183ZM12 28H14V27H12ZM16 28H18V26L16 27ZM41 28V27H40ZM56 28H57V30H56ZM67 29V31H66V29ZM79 28V29H78ZM112 29L111 31H113L114 29H115V31H118V32H116V33H114L113 34V32L111 33V34H109L110 33V31L108 32V34H109V37L111 38V39H109V37L107 36V31H108V29ZM169 28V29H168ZM189 28V29H188ZM217 30H216V29ZM220 28V29H219ZM221 28H222V30H221ZM230 28V29H229ZM62 31H61V30ZM69 29V30H68ZM75 28H73L72 30H74ZM75 29V30H76ZM84 29V30H83ZM101 29H103V31L101 32V33H96L97 32V30H101ZM107 29V31H105ZM122 29V28H121ZM138 29V30H137ZM155 29V30H156ZM168 29V30H167ZM188 29V30H187ZM209 29V30H208ZM225 29V30H224ZM196 30H197V32H196ZM228 30H230V31H228ZM1 31V30H0ZM53 31L52 32H50V33H53ZM84 31V32H83ZM105 31V32H104ZM170 31V30H169ZM173 31V32H172ZM188 31V32H187ZM233 32V34L232 35H229V33L230 32ZM63 32H64V34H63ZM87 32H88V34H87ZM125 32V31H124ZM196 32V33H195ZM210 32H213V33H217V34H208V33ZM228 34H227V33ZM8 33V34H7ZM179 33V34H178ZM188 33V34H187ZM225 33V34H224ZM59 34H57V35H59ZM67 34V35H66ZM89 34L91 35V36H89ZM101 34V35H100ZM116 34V35H115ZM161 34V35H162ZM186 34V36L189 38H185L186 36H184ZM196 34H198V36L196 35ZM202 34V35H201ZM220 34V35H219ZM235 34V36L233 37V40L231 39L232 38V36ZM238 34V35H237ZM13 35V36H12ZM20 35V36H19ZM22 35V36H23ZM29 35H31V36H34V40L32 39V38H30V36ZM49 36H50V34H48ZM53 35V34H52ZM50 36V38L51 37H53V36ZM144 35V36H143ZM207 35V37H209L210 39H212V40H210L209 39V42L211 43V41H212V44H213V46H212V48H211V44L208 42V40H205V36ZM215 37V35H216V37L215 38H213V36ZM219 35V36H218ZM224 35V36H223ZM227 35V37H230V38H227V37H225ZM15 36V37H14ZM36 36H37V34H36ZM61 36L64 38H61ZM114 36V37H113ZM116 36V37H115ZM122 36V37H121ZM153 36H154V38H153ZM158 35H156V37H157ZM181 36V37H180ZM198 38H197V37ZM222 36V39H220V37ZM237 36H238V38H237ZM240 36V37H239ZM42 37L43 38H45L44 40L42 39ZM58 37V38H57ZM88 39H87V38ZM89 37H91L90 39H89ZM96 39H95V38ZM126 37V36H125ZM128 37H129V39H128ZM177 38L176 39V41H175V39H173V38ZM224 37V38H223ZM18 38V39H17ZM49 38V37H48ZM79 38V37H78ZM122 38H124V39H122ZM131 38H132V40H131ZM220 40H219V39ZM226 38V39H225ZM235 38V39H234ZM241 38V39H240ZM66 39H67V41H66ZM92 39V40H91ZM98 41V43L100 42V44H98L96 41ZM161 39V38H160ZM188 39V40H187ZM208 39V38H207ZM214 39V40H213ZM231 39V40H230ZM239 39V40H238ZM5 40V41H4ZM17 40V41H16ZM24 40H29V42H31V44H29V42L28 41H24ZM33 40V41H32ZM51 40H53V39H51ZM156 40V44L154 45V44H152V46L153 47H151V45H150V43H148V42H150L151 41V43L153 42V41H155ZM183 40H185V41H183ZM191 40V44L190 45H192V48H190V45H189V41ZM224 40H226L227 42H225ZM237 42V40L239 41V42H237V43H240V40H244V41H241V43L243 44H235L234 42L235 41ZM38 41V42H37ZM66 41V42H65ZM91 41H93V42H96L95 44H93ZM135 41V42H134ZM163 41H165V42H163ZM179 43H178V42ZM182 41V42H181ZM214 41V42H213ZM218 41H220V42H225V43H221L219 46H221V48L218 46V44L220 43H218ZM91 42V43H90ZM111 44H110V43ZM117 42V43H116ZM132 43V45L130 44V43ZM140 42H142V44L144 45V43H146V45L148 44V45H150V47L151 48H149L148 47V45L147 46H143V45H141V43H140V45H139V43ZM157 42H160V44L162 45V46H166L165 48H167V50L168 51H171V53H169V52H167V50H165L166 52H164L163 51V53H167V54H169L170 56L172 55H174L175 53H177L178 51H179V48H180V50H181V52H178L179 54H180V57H183V58H179V55H177L176 56V54H175V61L177 60V59H180V60H186V62L188 63V61L190 60H192L188 65H187V67L189 66V69L185 66L186 64V62L184 63V61H183V63L182 64H180V63H178V61L179 62H182V61H180V60H177L176 62L175 61H173V58L174 57H172L171 59H172V61L173 62H168L167 61V59H166V57L165 56H163V53L161 52L162 50H160V44L159 45H157L158 43ZM174 42H176V43H174ZM186 42H188V43H186ZM205 42H206V44H205ZM217 42V43H216ZM231 42H232V44H231ZM34 43H36L37 44V46L34 44ZM40 43V42H39ZM48 43V44H47ZM54 43V42H53ZM86 43V44H85ZM108 43L110 44V46L111 45H113V46H116V47H112V48H117V49H114V51L115 50H117V51H115V53L116 52H118V54H120V56L119 55H117V54H113V50L112 49H110L111 47H109V45H108ZM128 43V44H127ZM135 43H137V44H135ZM155 43V42H154ZM166 43V44H165ZM173 44L174 46L176 45V44H179V46L177 45V46H175L176 47V50H172L173 48H170L169 47V45L168 44ZM186 43V44H185ZM209 43V44H208ZM230 43V44H229ZM250 43H251V45L253 44V47H254V44H258V45H260V47H257V46H255L256 48H258L257 50H256V48L254 47H252V48H250L251 47V45H250ZM0 44V45H1ZM13 44V45H12ZM90 44V45H89ZM91 44H93L94 45V47L95 48H98V50L97 49H95L94 47L93 48H91ZM99 45L98 47L97 46H95V45ZM116 44V45H115ZM124 44H126V47H129V49L128 48H126V47H123V46H125ZM130 44V45H129ZM134 44V45H133ZM187 44H188V46H187ZM217 44V45H216ZM223 44H227L226 45V47H228L227 49H226V51L224 50V48H225V45H224V48H223V51H225V53L223 52H217V50H218V48L221 50L222 49V47H223ZM8 45V46H7ZM51 45V44H50ZM53 45V44H52ZM51 45V46H52ZM53 45V46H54ZM81 45V46H80ZM119 45V46H118ZM128 45V46H127ZM139 46V51L140 52H144V51H146V52H150L151 50L152 51H154V50H156V52H160V54L162 53V56H160V54H158L160 57H159V59H158V56H156L157 57V59H155V55H153L152 53H155V51L154 52H151L150 54H149V57H150V59L149 58H147L148 56H147V54H144L143 52H142V54L143 55H145L144 56V58L141 56L140 57V52L138 51L137 52V49L135 48V47H137V46ZM184 45V46H183ZM206 45H210V48L209 49H207L208 48V46L206 47ZM232 45V46H231ZM241 45V46H240ZM36 46V47H35ZM50 46V47H51ZM133 47V46H135V47H133L132 49L130 48V47ZM141 46H143L142 48H141ZM156 46H160V47H156ZM170 46H172V45H170ZM182 46H183V48H184V52H182ZM194 46V47H193ZM204 46V47H203ZM218 46V47H217ZM247 46H248V48H247ZM33 47H35V48H38L37 50L39 51V53H42L41 55H36V54H34V50H36L35 48H33ZM76 47V48H75ZM84 49H83V48ZM100 47V48H99ZM103 47V48H102ZM145 47H148V49L147 50H144V48ZM4 47H3V44L1 45V47H0V51H1V49H3ZM61 48V50H65V52L63 53V51H61V50H59ZM101 48H102V51H101ZM126 50H125V49ZM138 48V47H137ZM154 48V49H153ZM156 48V49H155ZM159 48V49H158ZM161 48H163V47H161ZM169 48V49H168ZM178 48V49H177ZM206 48V49H205ZM216 48V49H215ZM251 50H250V49ZM12 49H13V51H12ZM23 49L25 50L24 52H23ZM51 49V48H50ZM54 49V50H53ZM76 49H77V51L78 52H76ZM83 49V50H82ZM88 49V50H87ZM91 49H93V50H96V52L95 51H93V50H91ZM100 49V50H99ZM123 49V50H122ZM128 49V50H127ZM140 49H142V51L140 50ZM150 49V50H149ZM158 49V50H157ZM192 49V50H191ZM198 49L200 50V49H202L201 50V52L203 53H200V52H198ZM253 49V50H252ZM255 49V50H254ZM259 49H260V51H261V54H260V52H259ZM67 50V51H66ZM81 50V51H80ZM84 50H85V52H84ZM89 50H90V52H89ZM124 50L127 52H124ZM136 50V51H135ZM160 50V51H159ZM205 50H207V51H205ZM210 50V51H209ZM3 51V50H2ZM11 53V54H9V52ZM21 51H22V53H21ZM38 51H36V52H38ZM68 51H70V52H68ZM72 51V52H71ZM174 53H173V52ZM197 51V52H196ZM212 51V52H211ZM215 51V52H214ZM79 52H82V54L81 53H79ZM101 52V53H100ZM128 52H129V54H128ZM135 52V53H134ZM206 52V53H205ZM216 52L219 54V55H221V53H222V58H220V57H216V56H219V55H217L216 54ZM2 53V52H1ZM24 53H25V55L27 56H25L24 55ZM47 53H45L46 55H47ZM62 53V54H61ZM87 54V56H88V58H86L87 56H86V54ZM96 53V54H95ZM98 53H100V54H98ZM108 53V54H107ZM139 53V54H138ZM173 53V54H172ZM186 53V54H185ZM207 53H209V54H207ZM214 53L216 54L215 56H213L214 55ZM236 53V54H235ZM238 53V54H237ZM4 54H8V55H14V56H10V58L9 59H12V62H10V60L8 59V58H6V57H8V56H4V58H6V59H8L7 61L5 60L4 62H9L8 63V65L7 64H4V62L2 61V60H4V59H2L3 58V55ZM38 54V53H37ZM44 54V55H45ZM89 54V55H88ZM92 54H94V55H92ZM126 54H127V56H126ZM141 54V55H142ZM152 54V55H151ZM187 54L189 55V56H187ZM198 54V55H197ZM228 55L229 57H231L232 55V58H229L228 57V59H226L227 58V56H225V55ZM74 55V56H73ZM117 55V56H116ZM135 55V56H134ZM137 55H139V56H137ZM164 55H166V54H164ZM169 55H168V57H169ZM184 55H186L187 56V58H186V56H184ZM199 55H202L203 56V58L201 57V56H199ZM207 55H208V57H207ZM210 55V56H209ZM224 55V56H223ZM36 56V57H35ZM83 56V57H82ZM100 56V57H99ZM116 56V57H115ZM194 56V57H193ZM196 56H199V58L201 57V59L202 60H205L204 59V57H207L206 58V65H207V67L205 66V64H204V62L205 61H200V59H198V61H200V63L198 62V61H196L197 60V57ZM12 57V58H11ZM33 57H35V59L37 58V59H39L40 57H41V59H39V61L38 62H41V65L42 64H44L42 67L39 65V64H37L36 63V60L35 59H33ZM94 58V60H93V58ZM124 57V58H123ZM126 57V58H125ZM128 57V58H127ZM133 57V58H132ZM137 57H139V58H142V59H139V58H137ZM146 57V58H145ZM177 57V58H176ZM193 57V58H192ZM196 57V59H194ZM213 57V58H212ZM216 57V58H215ZM14 58V59H13ZM19 58V59H18ZM44 58L46 59V57L44 56ZM68 59L66 62H67V64H64V62H63V64H59V63H62V62H60V60L61 59ZM80 58V59H81ZM96 58V59H95ZM134 58H137L135 61H134ZM165 58V59H164ZM218 58L219 59H221V60H219V62L222 64L223 63V65L221 66L220 65V63H217V61H218ZM16 59V60H15ZM49 59V58H48ZM126 59V60H125ZM166 60L167 62H168V64L166 63V62H161L160 63V61H162V60ZM169 59H170V57H169ZM170 59V60H171ZM215 59H217V61H215ZM20 60H22L26 65L28 64V66H26V65H24L23 63V67L27 70L28 68H30L29 70H30V72L31 73H33V71H34V73H36L37 75H38V78L37 79H39V81L37 82V79L36 80H34L33 78V81H31L32 79H29V77H34V73L31 75V73L29 72L28 73V75H30V76H28L27 75V71H24V70H22L23 69V67L21 68V62H19ZM35 60V61H34ZM42 60V61H41ZM102 60V61H101ZM130 60V61H129ZM132 60V61H131ZM160 60V61H159ZM163 60V61H164ZM169 60V61H170ZM188 60V61H187ZM16 61H18L17 63H15ZM44 61V62H43ZM57 61H59V62H57ZM64 61V60H63ZM96 61H98L97 63H96ZM129 61V62H128ZM216 63H215V62ZM14 62V63H13ZM35 62V63H34ZM43 62V63H42ZM103 62V63H102ZM134 62V63H133ZM0 63V64H1ZM54 63V62H53ZM100 63V64H99ZM143 63V64H144ZM177 63V64H176ZM211 63H215L214 64V66H212V64ZM10 64H12V66H10ZM16 64V65H15ZM21 66H20V65ZM36 64V65H35ZM45 64H46V66H45ZM94 64H95V66H97V67H95L94 66ZM142 64V65H143ZM146 64V63H145ZM149 64V65H150ZM153 64V65H154ZM172 64V65H171ZM198 64H199V66H201V67H199L198 68ZM201 64V65H200ZM203 64H204V67H203ZM48 65H50L51 66V71L49 70V66ZM61 65V66H60ZM65 65V66H64ZM153 65H151V66H153ZM164 65V66H163ZM178 65H181V66H178ZM19 66V67H18ZM49 68H48V67ZM64 66V67H63ZM71 66H73V68L71 67ZM144 66V65H143ZM177 66H178V68H177ZM219 66V67H218ZM19 69H18V68ZM28 67V68H27ZM38 67V68H37ZM41 67V68H40ZM44 67H47V69L49 70V72L47 71L46 72V70L47 69H43ZM155 67V66H154ZM154 67H150V68H154ZM180 67V68H179ZM183 67H184V69H183ZM206 67V68H205ZM0 68V69H1ZM17 68V69H16ZM158 68H154L155 70H157ZM165 68V69H166ZM186 68V69H185ZM212 68H213V71H212ZM215 68V69H214ZM16 69V70H15ZM73 69V70H72ZM164 69V68H163ZM168 69V70H169ZM191 69V70H190ZM209 69H210V71H209ZM5 70V71H4ZM28 70V71H29ZM56 70H58V71H56ZM59 70H61V73L59 72ZM68 70H70V72L68 71ZM150 70V69H149ZM155 70L153 71L154 72V74H156L157 73V71H156V73H155ZM173 70V69H172ZM186 70H188V72L186 71ZM193 70V71H192ZM9 71L7 72V73H5L4 75H3V77H6L5 75H7L8 73H9ZM16 72V73H13V72ZM20 71H21V73H20ZM56 71V72H55ZM63 71V72H62ZM163 71V72H162ZM199 71H200V73H199ZM219 71V72H218ZM23 72V73H22ZM26 72V73H25ZM51 72V74H52V76L55 74L56 76H58V78H53L54 79V81H55V79H56V82H54L53 84L54 85H51L52 84V76H50L49 75V73ZM73 72V73H72ZM81 72V73H80ZM101 72V73H100ZM107 72V73H106ZM143 72H146V71H143ZM150 72H152V69H151V71H149L148 72V70H147V72L146 73H149L150 74ZM169 72V71H168ZM209 72V73H208ZM59 73V74H58ZM70 73V74H69ZM98 73V74H97ZM146 73L144 74V73H141V74H139V75H146ZM173 73H171V75L173 74ZM215 73V74H214ZM226 73V74H225ZM10 74V73H9ZM9 74L7 75V78H3L1 75V77L3 78V81H2V84L1 85H3V82L5 81V80H7V79H9V78H11V76L9 77ZM27 75V77H28V79L30 80L29 82H33V83H31V84H29L28 83V80H26L25 81V77L24 76H26ZM35 74V75H36ZM71 74H72V76H71ZM152 74V73H151ZM150 74V75H151ZM158 74H160V72L158 73ZM22 75V76H21ZM54 75V76H55ZM92 75V76H93ZM148 75V74H147ZM167 75V74H166ZM208 75H212V77L213 78H211V76H209L210 77V79H209V77H207ZM72 78H71V77ZM172 76H174V75H172ZM216 76V77H215ZM218 76V77H217ZM26 77V78H27ZM37 77V76H36ZM63 79H62V78ZM70 77V78H69ZM186 77V78H185ZM20 78V79H19ZM206 78H208V79H206ZM216 80H215V79ZM42 79H44V80H42ZM60 79H62V80H60ZM11 80V79H10ZM10 80H8L7 82L9 83L10 82ZM34 81H36L35 83H34ZM6 82V81H5ZM4 82V83H5ZM6 82V83H7ZM18 82V81H17ZM23 82V83H22ZM182 82H184V81H182ZM218 82V83H217ZM7 83V84H8ZM29 85H28V84ZM41 83V84H40ZM191 90H188L187 88L188 87H186V85H184V87H186V89L188 90V91H195V90H193V87L192 86H189L190 84L187 82H184ZM183 83V84H184ZM200 83V81H198V84ZM213 84V87L211 86L212 84ZM220 83V84H219ZM6 84V85H7ZM10 84H9V87H11L10 86ZM14 84V85H13ZM27 84V85H26ZM40 84V85H39ZM183 84H182V86H183ZM256 84V85H255ZM0 85V86H1ZM26 85V86H25ZM4 86L5 85H3V89H4ZM33 86V87H32ZM36 86V87H37ZM214 86H216V87H214ZM22 87V88H21ZM25 87V88H24ZM29 87L27 88V89H29ZM184 87H183V89H184ZM201 87V86H200ZM230 87V88H229ZM259 87V88H258ZM1 88V87H0ZM7 88H8V85H7V87H5V89L7 90ZM15 88V89H16ZM32 88V89H31ZM201 88H203L205 91H208V92H210L209 91V88L208 87H201ZM207 88H208V90H207ZM215 88V89H214ZM1 90V92L3 91L4 92V90ZM12 87L9 89L8 88V90L11 92L12 91ZM14 89V90H15ZM17 89H16V91H17ZM20 89H22V91H20ZM27 89H25V90H27ZM52 89V88H51ZM62 89H66V87H64V88H62ZM221 89V90H220ZM8 90L6 91L7 93H9L8 92ZM13 90V91H14ZM30 90H27V91H24V92H29ZM12 91V92H13ZM15 91V92H16ZM39 91H42V90H39ZM38 91V92H39ZM35 92V91H34ZM236 94H238V95H236ZM240 95H242V96H240ZM264 97V96H263ZM223 105V104H222ZM225 106V105H224ZM213 109V110H212ZM212 109H210V110H212V111H214L215 110V108H214V106H213V108ZM222 110V113H224V115H226L228 118H229V112H230V110H227V108H222L221 109ZM238 111H242V112H244V113H246V115L247 116H245V117H241V115L238 113ZM225 116V120H226V130H228L227 132H228V134H229V138H230V142L232 141L231 139H234V140H236L237 138H234V137H236L237 136V134H238V132L237 131H239L238 129H235L233 126H232V124L231 123H229L228 122V120H227V117ZM24 130L25 129H20V132H24ZM237 130V131H236ZM243 131V132H244ZM237 133V134H236ZM229 141H227L228 142V145L226 146V144H224V147L226 148V147H230V144H229ZM226 142V143H227ZM237 141H235V142H233V143H236ZM160 145H163L162 143H160ZM242 145V144H241ZM246 146H247V149L245 148V146L244 145H242V148H244L245 149V151L246 150H248V148H249V146H248V144H246ZM241 147V146H240ZM21 148L23 149V151L25 150V148H26V144L25 143H23L22 144V146H21ZM148 148L149 149H151V150H153V148L152 147H150V146H148ZM226 152L227 153H231V151L229 150V149H226ZM182 155H183V158L184 159H187V160H189V162L192 164V168H194V169H197L200 165H202V166H204V165H206V164H210L211 162H212V158L210 157V156H207V155H203V156H199V154L198 153H196V152H187V151H184L183 153H182ZM238 159H240V160H235L234 162L232 161V162H230L231 163V165H233V166H235V165H238V167H239V169H241V170H245V171H234V169L230 166L229 167V171L231 172V173H229L228 174V177H227V181H226V183L225 184H223V185H221V186H219V187H217V188H214V189H212V190H206V189H204L200 184H199V182L197 181V180H195L194 179V184H195V188H196V190H194L193 189V187H192V183H191V179H186L185 178V180L186 181H183V182H180V185L179 186H181L182 188V191H183V196L184 197H187L188 199H190V200H192V201H194V202H196L197 203V206H196V208H197V214H199L200 212H204L205 214H203V215H201V216H199V217H197V216H192V214L189 212V211H187V210H184V209H179L180 208V206L179 205H176L174 202L173 203H169V204H167L166 206L165 205H163L161 208H159L157 205H155V204H153V203H150L149 201L148 202H144V203H142V206L140 207V208H138L137 209V215L139 216V218H140V220H142V221H149L150 219H153V221L154 220H161V219H165V220H169L170 221V224H169V227L171 226V224L172 225H174L175 227H176V229L179 231V233H183L186 229H187V232H186V234L188 233V235L186 236V237H184L183 239H181V238H177L176 239V242L173 244V247L169 250V253H168V255H167V257L165 258L164 257V259L159 263V264H183V263H181L179 260H181L180 258H181V253L179 252V254L178 255H175V250H174V248L176 247V246H178V242H182L183 240L188 244V246H189V243H188V240H189V238H191V241H192V243H191V246L192 245H194V244H197L198 243V245H199V247H200V249L198 250V256H199V258H200V261L202 262V263H204V264H211V263H207L206 262V256L204 255L205 253L206 254H208V252H207V250H206V248L208 247L209 248V243H208V241L206 240V238L204 237V233H206V232H208L209 234H215V235H218V228H219V225L220 224H226L227 225V230H226V233H227V235L228 236H232L233 238H234V240H233V242H231L230 244H232V247H231V253L234 255L233 257H232V259L236 262H232L231 261V264H251V263H253V264H264V249L262 248V244H264V233H260L259 231H256V230H253L252 228H250V226L252 225V224H254V222L253 221H258V224H262V222H260L259 221V217H258V210L255 208V207H253V208H249V207H245V205L247 204L248 206L249 205H253L254 204V202H250V201H248L246 198H244L243 196H244V192H243V188L245 187V185H247L249 182H251L252 180H254V181H256V186H257V191L259 192L260 191V187H261V192H263V194H264V189H263V187H264V170L263 171H257V170H252V171H248L246 168H245V162H246V160L245 159H241L239 156H238ZM248 160H249V155H248ZM262 161L264 160L263 158L261 159ZM241 162V163H240ZM12 169H14L13 167H11ZM204 172H206L207 173V175L208 176H213V177H219V178H222V176H221V174H217L216 173V171H214V170H212L211 168H208L207 169V171H204ZM211 173L213 174V175H211ZM23 172H21V171H17V169H14L12 172H7V173H5L4 174V180H3V183L0 185V187H2L3 188V191H4V194H0V196L1 195H3L5 198L3 199L4 201H3V207H2V209H1V213H0V215L2 216V218H4V219H6V220H10V217L12 216V214H13V212H12V206H13V201H15V199H19L21 196V193H23V192H25V191H27V189H26V184H25V181H24V176H23ZM183 177V176H182ZM224 177V176H223ZM184 178V177H183ZM42 177L41 176H37L36 174L34 175V177H33V180H32V184H33V188H37V186H39V185H41V183H42ZM186 182L188 183V185H189V187L186 185ZM263 183V184H262ZM263 186V187H262ZM106 183L104 182L102 185H101V188L105 191L106 190ZM235 196H237V200H241V201H238V202H229V199L231 198V197H235ZM212 201V202H211ZM29 207H28V209H27V214L29 215L30 213H31V217H28V219L26 220V223H25V231L27 232V233H29V234H34L35 235V224H34V218H37V214L35 213L36 212V207H30V204L28 203L27 204ZM123 206H125L124 207V209H123ZM263 206H264V202H263ZM130 207H131V205L129 204V203H123L122 205H121V209H120V213H118V214H114L113 215V217H111V218H115V219H118V218H121L122 220H123V222L124 223H127L128 221H129V217H130ZM14 211V210H13ZM197 223H199V225H197ZM201 225L203 226V228H208V231H205V230H202V229H200V227H201ZM211 225V226H210ZM210 226V227H209ZM139 231H143V229L140 227L139 228ZM181 231V232H180ZM251 231H252V233H253V237H255L256 238V240L259 242V244H256V246H257V248L258 249H255V248H251V250H252V252H253V256H252V254L250 253V255H249V253L247 252V251H243L242 250V248H241V245L239 244V241L241 240V238L243 237V236H248V235H250L251 234ZM179 235V234H178ZM179 237H181V236H179ZM83 240H87L86 239V237H83L82 238ZM7 242H9V241H7ZM252 244H255V243H252ZM9 245H10V242H9V244L5 247V249H7L8 247H9ZM31 245H32V243H30V245H29V249H32V247H31ZM256 251V252H255ZM257 254H260V256H257ZM209 255V254H208ZM5 258H7V259H9L12 263H16V262H18L19 260H22V257H19L18 256V258H16V256L17 255H15L14 253H8V254H6V255H3ZM195 255H193V257H194ZM143 257V255L142 254H139L138 253V257H136V258H133V260L134 261H138L139 259H141ZM161 257H163L162 255H161ZM192 257V258H193ZM237 257V258H236ZM114 258H111L110 260L109 259H107V262H108V264H113L114 263V261L115 260H113ZM236 259H237V261H236ZM118 262H121V260L118 258ZM20 264H23V262H21L20 261ZM43 264V263H42ZM134 264H136V263H134ZM195 264H196V262H195Z\"/></svg>", "mask_w": 264, "mask_h": 264}, {"label": "crops", "instance_id": "0c3cea01", "mask_svg": "<svg viewBox=\"0 0 264 264\" xmlns=\"http://www.w3.org/2000/svg\"><path fill=\"white\" fill-rule=\"evenodd\" d=\"M44 0H0V21L43 9Z\"/></svg>", "mask_w": 264, "mask_h": 264}]
</instances>
